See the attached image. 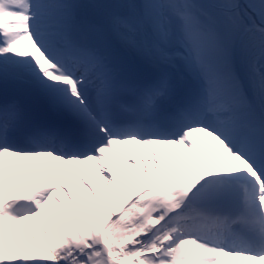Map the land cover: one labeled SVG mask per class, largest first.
I'll use <instances>...</instances> for the list:
<instances>
[{
  "label": "snow or ice",
  "instance_id": "6c2138e0",
  "mask_svg": "<svg viewBox=\"0 0 264 264\" xmlns=\"http://www.w3.org/2000/svg\"><path fill=\"white\" fill-rule=\"evenodd\" d=\"M0 264H264V0H0Z\"/></svg>",
  "mask_w": 264,
  "mask_h": 264
},
{
  "label": "bare ground",
  "instance_id": "6f19581e",
  "mask_svg": "<svg viewBox=\"0 0 264 264\" xmlns=\"http://www.w3.org/2000/svg\"><path fill=\"white\" fill-rule=\"evenodd\" d=\"M85 172H86V174H87V169H85Z\"/></svg>",
  "mask_w": 264,
  "mask_h": 264
}]
</instances>
